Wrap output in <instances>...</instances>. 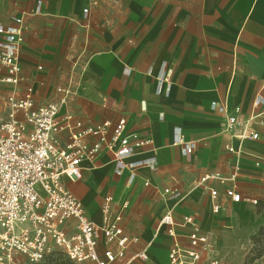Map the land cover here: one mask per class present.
Returning <instances> with one entry per match:
<instances>
[{
	"label": "crops",
	"instance_id": "1",
	"mask_svg": "<svg viewBox=\"0 0 264 264\" xmlns=\"http://www.w3.org/2000/svg\"><path fill=\"white\" fill-rule=\"evenodd\" d=\"M0 23L22 26L17 94L31 87L35 104L56 102L63 95L56 89L71 85L60 114L93 125L123 118L126 132L151 142L150 150H137L130 160L154 156L156 168L137 169L131 184L127 172L113 173L105 150L81 163L79 179H62L96 223L104 197L117 208L126 202L120 225L137 241L115 264H169L172 237L160 223L167 213L183 249H192L184 217L208 236L211 248L195 264L216 258L224 264L218 256L229 248L232 232L264 202V113L252 123L257 139L240 142L222 131L224 116L210 104L225 103L228 113L238 107L242 117L264 110V104L253 105L259 90L264 96V0H0ZM169 69L170 88L157 94L156 76ZM176 127L197 142L191 154L172 144ZM212 172L237 173L233 182H207L218 191L216 213L208 189L198 184ZM232 186L238 202L224 193ZM167 187L179 194H162ZM74 225L69 220L65 227L73 232ZM141 249L146 260L134 257Z\"/></svg>",
	"mask_w": 264,
	"mask_h": 264
},
{
	"label": "built area",
	"instance_id": "2",
	"mask_svg": "<svg viewBox=\"0 0 264 264\" xmlns=\"http://www.w3.org/2000/svg\"><path fill=\"white\" fill-rule=\"evenodd\" d=\"M21 41V24L4 26L0 23V264H18L19 258L42 264L56 255L73 264L122 262L127 246L137 241L136 237L124 235L120 225L126 202L117 208L110 195L104 197L101 221L96 223L86 217L81 201L65 188L62 179H79L81 163L94 160L105 150L112 156L113 173L121 176L127 172L126 183L131 184L137 169L156 168L154 156L130 160L137 150H150L151 142L140 139L136 133L126 132L123 118L115 123L103 121L93 125L83 124L70 113L60 114V105L71 93V85L56 89L63 93L56 102L35 104L31 87L17 94L23 80ZM129 73V68L123 69V76L127 77ZM170 75V69L157 74V94L169 90ZM263 104L264 96L259 90L253 105ZM210 110L224 116L223 132L240 142L257 139L252 123L264 110L242 117L238 107L228 113L225 103L216 102H211ZM60 134L65 135L64 142L58 137ZM172 144L178 146L183 155L191 154L197 146L196 141L185 140L178 127L173 130ZM226 149L234 151L231 146ZM236 176V172L229 177L212 172L198 180V184L209 191L214 213L220 209L218 191L207 187V182H233ZM224 193L233 202L240 200L241 196L233 186ZM162 194L177 196L179 192L177 188L167 187L162 189ZM253 203L257 204L256 201ZM69 220L75 221L73 232L65 227ZM160 223L168 226L167 233L172 237L169 264H195L200 253L211 248L208 236L191 216L184 217L183 224L191 227L188 239L192 249H183L178 243L169 213ZM112 243L114 247H110ZM134 257L148 258L145 249L139 250ZM208 264L223 263L216 258Z\"/></svg>",
	"mask_w": 264,
	"mask_h": 264
},
{
	"label": "rangeland",
	"instance_id": "3",
	"mask_svg": "<svg viewBox=\"0 0 264 264\" xmlns=\"http://www.w3.org/2000/svg\"><path fill=\"white\" fill-rule=\"evenodd\" d=\"M218 257L224 264H264L263 201H260L239 228L232 232L229 248L224 249ZM18 264L33 263L21 261Z\"/></svg>",
	"mask_w": 264,
	"mask_h": 264
},
{
	"label": "trees",
	"instance_id": "4",
	"mask_svg": "<svg viewBox=\"0 0 264 264\" xmlns=\"http://www.w3.org/2000/svg\"><path fill=\"white\" fill-rule=\"evenodd\" d=\"M46 264H73V263L65 258H62L60 255H56L50 257L49 260H47Z\"/></svg>",
	"mask_w": 264,
	"mask_h": 264
}]
</instances>
